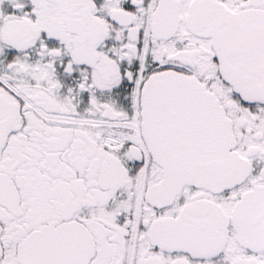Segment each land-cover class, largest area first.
<instances>
[{"label": "snow or ice", "instance_id": "snow-or-ice-1", "mask_svg": "<svg viewBox=\"0 0 264 264\" xmlns=\"http://www.w3.org/2000/svg\"><path fill=\"white\" fill-rule=\"evenodd\" d=\"M0 264H264V0H0Z\"/></svg>", "mask_w": 264, "mask_h": 264}]
</instances>
